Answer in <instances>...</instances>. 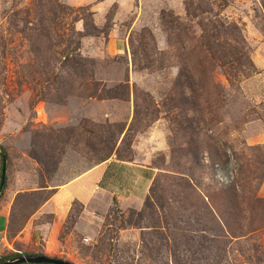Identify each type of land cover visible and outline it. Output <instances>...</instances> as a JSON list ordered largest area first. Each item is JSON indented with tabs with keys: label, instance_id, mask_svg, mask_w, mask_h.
I'll return each mask as SVG.
<instances>
[{
	"label": "rangeland",
	"instance_id": "1",
	"mask_svg": "<svg viewBox=\"0 0 264 264\" xmlns=\"http://www.w3.org/2000/svg\"><path fill=\"white\" fill-rule=\"evenodd\" d=\"M0 144L1 264H264V0H0Z\"/></svg>",
	"mask_w": 264,
	"mask_h": 264
},
{
	"label": "water",
	"instance_id": "2",
	"mask_svg": "<svg viewBox=\"0 0 264 264\" xmlns=\"http://www.w3.org/2000/svg\"><path fill=\"white\" fill-rule=\"evenodd\" d=\"M7 178V164H4L2 168L1 186L0 191L3 189L4 183ZM72 264L71 262L63 259L49 257L46 255H22L17 259L7 262L5 264ZM3 264V263H2Z\"/></svg>",
	"mask_w": 264,
	"mask_h": 264
},
{
	"label": "crops",
	"instance_id": "3",
	"mask_svg": "<svg viewBox=\"0 0 264 264\" xmlns=\"http://www.w3.org/2000/svg\"><path fill=\"white\" fill-rule=\"evenodd\" d=\"M76 182V181H75ZM75 182H73L72 184H74ZM72 186V185H71ZM71 186L68 187H55V195L53 197V199L56 198H65L67 197H75V194H73L72 192V188ZM3 221V224H0V231L3 229L6 230L7 226H8V222H9V218L7 217L6 214L0 215V221Z\"/></svg>",
	"mask_w": 264,
	"mask_h": 264
},
{
	"label": "trees",
	"instance_id": "4",
	"mask_svg": "<svg viewBox=\"0 0 264 264\" xmlns=\"http://www.w3.org/2000/svg\"><path fill=\"white\" fill-rule=\"evenodd\" d=\"M8 159H9V153H8L7 148L4 145L0 144V186H1L2 168L4 164H7ZM7 185H8V178H6V182L4 183L3 189L0 191V201H1V198H2V195L5 189L7 188ZM114 199L116 200V197H114ZM1 260L2 259L0 258V261Z\"/></svg>",
	"mask_w": 264,
	"mask_h": 264
}]
</instances>
